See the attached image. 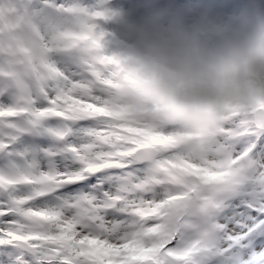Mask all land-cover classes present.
I'll list each match as a JSON object with an SVG mask.
<instances>
[{
	"label": "snow or ice",
	"instance_id": "6c2138e0",
	"mask_svg": "<svg viewBox=\"0 0 264 264\" xmlns=\"http://www.w3.org/2000/svg\"><path fill=\"white\" fill-rule=\"evenodd\" d=\"M103 2L0 0V264H264L253 128L193 150L113 123Z\"/></svg>",
	"mask_w": 264,
	"mask_h": 264
},
{
	"label": "clouds",
	"instance_id": "9594fccd",
	"mask_svg": "<svg viewBox=\"0 0 264 264\" xmlns=\"http://www.w3.org/2000/svg\"><path fill=\"white\" fill-rule=\"evenodd\" d=\"M105 47L95 103L137 140L172 131L198 150L226 125L245 131L264 119V14L244 7L222 22L146 0Z\"/></svg>",
	"mask_w": 264,
	"mask_h": 264
},
{
	"label": "bare ground",
	"instance_id": "6f19581e",
	"mask_svg": "<svg viewBox=\"0 0 264 264\" xmlns=\"http://www.w3.org/2000/svg\"><path fill=\"white\" fill-rule=\"evenodd\" d=\"M247 0H241L240 4L233 3L231 5L232 11H237L239 14L241 10L247 6L245 4ZM83 3L88 6H95L101 3V0H83ZM146 3V0H116L115 6L121 7L119 9V14L121 15L124 21L129 19L139 20L143 16V5ZM160 7L171 10L179 11L186 14H189L191 18H201L206 17L209 20H212L214 17L221 13V7L218 4V0H155ZM249 7V6H248ZM102 10H110L106 6L105 2L102 3ZM122 26H125V23L121 22ZM123 36H119L113 31H110L105 38V45L107 48L116 47L118 42L122 39Z\"/></svg>",
	"mask_w": 264,
	"mask_h": 264
},
{
	"label": "rangeland",
	"instance_id": "374dc122",
	"mask_svg": "<svg viewBox=\"0 0 264 264\" xmlns=\"http://www.w3.org/2000/svg\"><path fill=\"white\" fill-rule=\"evenodd\" d=\"M106 6L110 9L108 14L110 16L109 19L105 21H101V28L104 32L109 33L110 31L115 32L119 36H123L125 26H122L121 22L125 23L119 14V9L121 7H116V0H104ZM241 0H218V4L220 5L221 13L214 17L211 21L214 22H222L227 20L229 17L238 16L239 13L237 11H232L231 5L233 3L240 4ZM247 7L251 8L253 11H259L261 14H264V0H247L245 2ZM198 18V15H197ZM109 49H115V47H109ZM255 145V151L261 154H264V131H258L256 128L240 138L239 147H247Z\"/></svg>",
	"mask_w": 264,
	"mask_h": 264
},
{
	"label": "water",
	"instance_id": "95a60500",
	"mask_svg": "<svg viewBox=\"0 0 264 264\" xmlns=\"http://www.w3.org/2000/svg\"><path fill=\"white\" fill-rule=\"evenodd\" d=\"M258 130H260V131H264V128H260V129H258Z\"/></svg>",
	"mask_w": 264,
	"mask_h": 264
}]
</instances>
